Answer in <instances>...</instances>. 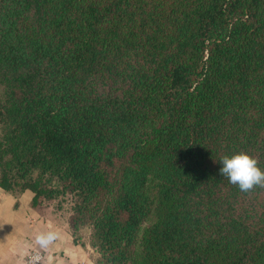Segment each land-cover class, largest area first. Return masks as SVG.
<instances>
[{"label": "trees", "instance_id": "16d2710c", "mask_svg": "<svg viewBox=\"0 0 264 264\" xmlns=\"http://www.w3.org/2000/svg\"><path fill=\"white\" fill-rule=\"evenodd\" d=\"M264 0H0V187L68 195L95 264H264Z\"/></svg>", "mask_w": 264, "mask_h": 264}, {"label": "crops", "instance_id": "0c3cea01", "mask_svg": "<svg viewBox=\"0 0 264 264\" xmlns=\"http://www.w3.org/2000/svg\"><path fill=\"white\" fill-rule=\"evenodd\" d=\"M32 192L16 195L0 187V264H25L32 249L44 254L41 264H95L96 251L90 230H73L68 210L52 202L32 203ZM54 232L55 238L40 245V233Z\"/></svg>", "mask_w": 264, "mask_h": 264}, {"label": "clouds", "instance_id": "9594fccd", "mask_svg": "<svg viewBox=\"0 0 264 264\" xmlns=\"http://www.w3.org/2000/svg\"><path fill=\"white\" fill-rule=\"evenodd\" d=\"M221 167L219 172L226 176L230 184H234L242 192H247L254 185L264 184V170L257 163V160L247 152H235L222 155L219 159ZM55 238L54 232L40 233L37 235V242L44 246Z\"/></svg>", "mask_w": 264, "mask_h": 264}, {"label": "rangeland", "instance_id": "374dc122", "mask_svg": "<svg viewBox=\"0 0 264 264\" xmlns=\"http://www.w3.org/2000/svg\"><path fill=\"white\" fill-rule=\"evenodd\" d=\"M49 202H52L56 206V208H63V209L65 208V209H67L68 213H70L71 200H70V197L68 195H65L64 197L60 196V197H58L56 199H53L52 201H49ZM79 229L80 230L83 229L84 231H86L87 229L90 230V228L88 226H83V227H81ZM79 229H78V231H79ZM90 239H91V230H90ZM97 255H96V257H97Z\"/></svg>", "mask_w": 264, "mask_h": 264}, {"label": "built area", "instance_id": "2783aa9c", "mask_svg": "<svg viewBox=\"0 0 264 264\" xmlns=\"http://www.w3.org/2000/svg\"><path fill=\"white\" fill-rule=\"evenodd\" d=\"M44 260V254L38 250L32 249L26 255L25 264H41ZM79 264H83L80 262Z\"/></svg>", "mask_w": 264, "mask_h": 264}]
</instances>
